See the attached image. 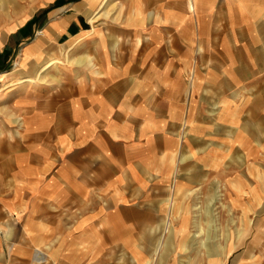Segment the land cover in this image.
Masks as SVG:
<instances>
[{
	"label": "crops",
	"instance_id": "0c3cea01",
	"mask_svg": "<svg viewBox=\"0 0 264 264\" xmlns=\"http://www.w3.org/2000/svg\"><path fill=\"white\" fill-rule=\"evenodd\" d=\"M20 5L0 264H264V0Z\"/></svg>",
	"mask_w": 264,
	"mask_h": 264
},
{
	"label": "rangeland",
	"instance_id": "374dc122",
	"mask_svg": "<svg viewBox=\"0 0 264 264\" xmlns=\"http://www.w3.org/2000/svg\"><path fill=\"white\" fill-rule=\"evenodd\" d=\"M21 2V5L18 7V14H21L23 11L28 10L33 12L42 2L43 0H0V14L5 13L6 11H13L14 15L17 14L15 4ZM23 3H29L27 7L23 5Z\"/></svg>",
	"mask_w": 264,
	"mask_h": 264
},
{
	"label": "bare ground",
	"instance_id": "6f19581e",
	"mask_svg": "<svg viewBox=\"0 0 264 264\" xmlns=\"http://www.w3.org/2000/svg\"><path fill=\"white\" fill-rule=\"evenodd\" d=\"M59 61V60H58ZM58 61L56 60V61H54L53 63L55 64V63H58Z\"/></svg>",
	"mask_w": 264,
	"mask_h": 264
}]
</instances>
